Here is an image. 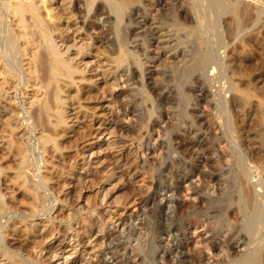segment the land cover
Returning <instances> with one entry per match:
<instances>
[{"label":"rangeland","instance_id":"1","mask_svg":"<svg viewBox=\"0 0 264 264\" xmlns=\"http://www.w3.org/2000/svg\"><path fill=\"white\" fill-rule=\"evenodd\" d=\"M99 1L0 0V264H264V0Z\"/></svg>","mask_w":264,"mask_h":264},{"label":"bare ground","instance_id":"2","mask_svg":"<svg viewBox=\"0 0 264 264\" xmlns=\"http://www.w3.org/2000/svg\"><path fill=\"white\" fill-rule=\"evenodd\" d=\"M16 1V13H18V19H20V22H21V24L22 25H26V23L28 22V20L30 19V18H32V19H34V23H35V25H37V28L41 31V33H42V35H41V37L42 38H47L48 37V35H49V33L51 32H49V25H47V24H45V23H47L46 22V20L45 19H47V18H45L44 17V13L42 12V8L44 7L45 9H47L48 11H50L51 10V6L53 5V2H54V0L53 1H51V3L50 2H48V0H37V1H34V0H15ZM41 2V3H39V2ZM75 1V0H74ZM86 1V0H85ZM89 2H91V3H94L96 0H88ZM97 1H99V0H97ZM101 1V0H100ZM97 2V4H99V3H101V2ZM105 1H107V2H105V3H108L109 4V7H111L112 8V11H114L115 10V12H116V10H120V8H121V2H118L117 0H105ZM210 1V0H209ZM220 1V0H219ZM219 1L218 0H211L210 2L213 4V5H215V6H217L218 7V5H219ZM222 1V0H221ZM48 2V3H47ZM58 2V1H57ZM79 2H80V0H79ZM103 2V1H102ZM76 3V2H75ZM82 3V2H81ZM200 4V3H199ZM210 4V3H209ZM234 4V3H233ZM236 4V3H235ZM55 5V4H54ZM197 5V4H196ZM221 5V4H220ZM9 6V5H8ZM14 6V7H15ZM56 6V5H55ZM3 7V6H2ZM10 7V6H9ZM82 7V6H81ZM96 7H98L97 9H95V16L97 15V16H99L100 18L102 17V16H106V18L108 17H110V15H111V11L110 10H105V6L104 5H99V6H97L96 5ZM199 7H201V5L199 6ZM216 7V8H217ZM43 8V9H44ZM58 8H59V6H58ZM78 8H80V7H78ZM107 8H108V6H107ZM203 8V7H202ZM205 8V7H204ZM8 9V8H7ZM121 11V10H120ZM200 12H201V10H200ZM206 12V11H205ZM238 12V11H237ZM15 13V12H14ZM16 13H15V15H16ZM44 15H43V14ZM93 13V12H92ZM114 13V12H113ZM215 13V12H214ZM47 14V13H46ZM115 14V13H114ZM50 15V14H49ZM69 15V14H68ZM45 16H47V15H45ZM57 16V15H56ZM58 16H59V14H58ZM65 16V15H64ZM67 16V15H66ZM93 16H94V14H93ZM115 16V15H114ZM202 16V15H201ZM43 18H45V19H43ZM51 18V17H50ZM52 18H53V16H52ZM92 18V17H91ZM97 18V17H96ZM107 18V19H108ZM201 18V17H200ZM32 19H30V21L32 20ZM92 19H95L94 17L92 18ZM111 20H112V17L110 18ZM114 19V18H113ZM44 20H45V22H44ZM52 20V19H51ZM96 20V19H95ZM94 20V21H95ZM98 20V19H97ZM102 20V19H101ZM48 21V20H47ZM105 22V21H104ZM106 22H108V21H106ZM19 23V22H18ZM97 23H99V22H97ZM27 24H29V22L27 23ZM50 24H51V22H50ZM211 24V23H210ZM33 25V24H32ZM35 25H34V27H35ZM51 25H54L53 23L51 24ZM56 25V24H55ZM54 25V26H55ZM89 25V24H88ZM96 25V24H95ZM94 25V26H95ZM16 26H17V24H16ZM59 26V25H58ZM67 26V25H66ZM65 26V27H66ZM20 27V26H19ZM24 27V26H23ZM27 27V26H26ZM53 27V26H52ZM71 27H73V26H71ZM57 28V27H56ZM64 28V27H63ZM97 28V27H96ZM34 29V28H33ZM71 29H74V28H71ZM75 30V29H74ZM78 31V30H77ZM34 32V31H33ZM20 33V32H19ZM36 33H37V31L36 32H34V35H36ZM64 33V32H63ZM68 33V32H67ZM38 34V33H37ZM12 35V34H11ZM20 35H21V33H20ZM38 36V35H37ZM40 36V35H39ZM9 37V36H8ZM15 37V36H14ZM14 37H13V35H12V37L10 36L9 37V44H10V46L12 47L11 49H13L14 47H15V39H14ZM21 37V36H20ZM34 38H35V36H34ZM39 39V38H38ZM41 40V39H40ZM27 41V40H26ZM39 41V40H38ZM17 43V42H16ZM27 43V42H26ZM32 44H34V43H32ZM50 45V44H49ZM45 46V45H44ZM2 47V46H1ZM16 47H17V45H16ZM19 47V46H18ZM44 48V47H43ZM46 48V47H45ZM4 49V48H3ZM15 49V48H14ZM16 49H18V48H16ZM15 49V50H16ZM27 49V48H26ZM47 49V48H46ZM50 49V48H49ZM20 50V49H19ZM11 51H13V50H10V53H13V52H11ZM42 51V50H41ZM17 53V52H16ZM14 55H15V52L13 53ZM12 54V55H13ZM17 56V55H16ZM20 56V55H19ZM12 57H14V56H12ZM45 58L47 57V59H48V63H49V65H50V69L48 68V66L46 67V69H49L48 71H46V72H48L49 74V77H47V79H54V80H56V81H58L59 80V78H61V77H66V76H68V77H70L71 78V76L72 75H74L75 74V71H77L78 69H75V67H73V65L70 63V61L68 60V58L67 59H65L64 57H62V55H61V57L59 56V54H58V52H56V50H54V49H51V51L49 50V52H48V55L46 56H44ZM209 57V56H208ZM20 58V57H19ZM210 58V57H209ZM14 59V58H13ZM41 59V58H40ZM43 59V58H42ZM46 59V60H47ZM211 59V58H210ZM44 60V59H43ZM45 60V61H46ZM108 60V59H107ZM106 60V61H107ZM42 61V60H41ZM206 61V60H205ZM105 62V61H104ZM107 62H109V61H107ZM122 62V61H121ZM207 62V61H206ZM41 63V62H40ZM43 63H45L44 61H43ZM123 64H124V62H123ZM205 64V63H204ZM41 65H42V63H41ZM39 66V65H38ZM118 66V65H117ZM121 66H122V64H121ZM121 66H120V68H121ZM209 66V65H208ZM205 67V66H204ZM1 69H4L2 66L0 67ZM120 70V69H119ZM1 72V71H0ZM44 72V71H43ZM78 72V71H77ZM76 72V73H77ZM2 73V72H1ZM79 73V72H78ZM43 74V73H42ZM8 75V74H7ZM6 75V76H7ZM10 76V75H9ZM68 77H66V79L68 78ZM76 77V76H75ZM63 78H61L60 80H62ZM65 78H64V80H66ZM121 80H122V78H121ZM12 81V80H11ZM45 81V80H44ZM49 81V80H48ZM53 81V80H52ZM67 81V80H66ZM66 81H64V82H66ZM47 82V81H46ZM59 82V81H58ZM63 82V81H62ZM63 82V83H64ZM68 82H70V80L68 81ZM15 83V82H14ZM53 83V82H52ZM55 83V82H54ZM53 83V84H54ZM51 85L52 87H56V85L54 86V85ZM57 84V83H56ZM59 84H61V83H59ZM58 84V85H59ZM113 84H118V83H113ZM43 85H45V84H43ZM50 85V84H49ZM62 85V84H61ZM67 85H69V84H67ZM70 85H71V83H70ZM63 86V85H62ZM117 87H118V85H116ZM65 88H66V85H65V87H64V90H65ZM55 89V88H54ZM61 89L63 90V87H61ZM117 89V88H116ZM57 90V89H56ZM113 90H115L114 88H113ZM112 90V91H113ZM59 91V90H58ZM67 91V90H66ZM117 91V90H116ZM44 93V92H43ZM52 94V93H51ZM54 94V93H53ZM57 94H58V92H57ZM50 95V94H49ZM48 95V96H49ZM114 95V94H113ZM55 96V95H54ZM54 96H52L53 98V100H54ZM59 97H61V95L59 96ZM115 97V96H114ZM49 98V100H50V98H51V95L48 97ZM58 98V97H57ZM63 98H65V97H63ZM113 98V97H112ZM51 99V100H52ZM56 99V98H55ZM1 100V99H0ZM50 100V101H51ZM52 100V101H53ZM245 100V99H244ZM65 101V100H64ZM63 101V102H64ZM55 102V101H54ZM245 103V102H244ZM43 104H45V103H43ZM56 105H57V103H55ZM55 104H53V105H55ZM65 104V103H64ZM64 104H63V106H64ZM47 105H49V103L47 104ZM46 105V106H47ZM52 105V104H51ZM61 105V104H60ZM1 107V106H0ZM5 107V106H4ZM3 107V110H5V113H10L11 112V110H9V109H6V108H4ZM45 107V106H44ZM56 107V106H55ZM55 107H52V108H55ZM58 107H59V105H58ZM51 108V107H50ZM64 107H62V109H63ZM2 109V107L0 108V110ZM60 109V108H59ZM61 109V110H62ZM65 109V108H64ZM45 110V109H44ZM50 110V109H49ZM49 110H47V111H49ZM54 110V109H53ZM56 110H58V109H56ZM3 112V111H2ZM66 112V111H65ZM12 113H13V110H12ZM15 113V112H14ZM42 113H44V112H42ZM59 113V112H58ZM63 113H64V111H63ZM11 114V113H10ZM8 115V117L6 118V120L8 121V122H10L11 120H14V118L16 117V116H13V114H12V116L11 115ZM2 115V114H1ZM16 115V114H15ZM58 115H60V118L59 117H57V118H59V119H61L62 121H64L63 120V117H62V114H61V112H60V114H58ZM127 115H129V114H127V113H125L123 116L125 117V116H127ZM17 116H18V114H17ZM4 117V116H3ZM18 118V117H17ZM20 118V117H19ZM66 118V117H65ZM126 118H128V117H126ZM5 122V121H4ZM67 122V121H66ZM58 123V122H57ZM60 123V122H59ZM14 125V124H13ZM63 125V124H62ZM58 126H59V124H58ZM11 144V143H10ZM258 149V148H257ZM206 160H207V158H205ZM207 162H209V158H208V161ZM206 161H205V163H207ZM210 163V162H209ZM195 174V173H194ZM193 174V175H194ZM201 175V173H198V175ZM207 174V173H206ZM208 175V174H207ZM215 175V174H214ZM213 175V176H214ZM197 176V175H196ZM192 177V176H191ZM199 177V176H198ZM210 177V176H209ZM201 178V177H200ZM206 178H208V177H206ZM218 178V177H217ZM210 179H212L211 177H210ZM200 181V180H199ZM208 181H210V180H208ZM216 181V180H215ZM201 182V181H200ZM219 183V182H218ZM244 183V182H243ZM257 183V182H256ZM198 184H199V182H198ZM196 185V184H195ZM215 188V187H214ZM245 188V187H244ZM195 189V188H194ZM196 189H198V188H196ZM199 191H200V189H198ZM215 190V189H214ZM194 191V190H193ZM195 192H196V190H195ZM247 192H249V191H247ZM190 193V192H189ZM250 194H251V192H250ZM249 194V195H250ZM191 195V194H190ZM195 196V195H194ZM193 196V197H194ZM187 197H188V195H187ZM200 197H202V195L200 196ZM204 197V196H203ZM189 198V197H188ZM190 198H191V196H190ZM248 198V197H247ZM205 199H207L206 197H205ZM253 199V198H252ZM139 200V199H138ZM191 200V199H190ZM194 200H196V198L194 199ZM201 200V199H200ZM250 202L252 201V200H249ZM206 202V201H205ZM208 203H206V205H207ZM243 204V203H242ZM241 204V205H242ZM253 204V203H252ZM136 205H138V204H136ZM205 205V204H204ZM139 207H141V205L139 206ZM261 207V206H260ZM259 207V208H260ZM252 208V207H251ZM259 208L257 209H255V211L254 212H252V213H254V214H252V216H251V221H252V223L255 225V227L257 226L256 225V221L258 220V218H259V216H258V214H259ZM263 208V207H262ZM261 208V210H263ZM193 209H195V208H193ZM250 209V208H249ZM242 210V209H241ZM201 211V210H200ZM200 211H198V212H200ZM196 212V211H195ZM197 212V213H198ZM202 212V211H201ZM251 212V211H250ZM203 213V212H202ZM222 213V212H221ZM255 213L257 214V216H255ZM127 215H129V214H127ZM240 215V214H239ZM248 216V215H247ZM261 216V215H260ZM204 217V216H203ZM124 218V217H123ZM201 218V217H200ZM249 218H250V216H249ZM198 219H199V217H198ZM202 219V218H201ZM204 219V218H203ZM206 219H207V217H206ZM125 220V219H124ZM233 221V220H232ZM194 222V221H193ZM206 222H207V220H206ZM205 222V223H206ZM235 222V221H234ZM125 223V222H124ZM197 223H199V222H197ZM201 223V222H200ZM204 223V224H205ZM208 223V222H207ZM210 223V222H209ZM122 225H124V224H122ZM201 225V224H200ZM231 225V224H230ZM205 226H210V225H205ZM233 226V225H232ZM261 226V225H260ZM197 227V226H196ZM116 228H118V225H117V227ZM190 228V227H189ZM194 228V227H193ZM209 228V227H208ZM123 229H124V227H123ZM122 228L120 229V230H123ZM195 229V228H194ZM202 229V228H201ZM204 229H205V227H204ZM207 229V228H206ZM255 229V228H254ZM112 231H113V229H112ZM192 231H194V232H192L194 235H196L197 234V232L195 231V230H192ZM205 231H208V230H205ZM124 232V231H123ZM199 232V231H198ZM202 232H204L203 230H202ZM201 232V233H202ZM110 233V232H109ZM114 233V232H113ZM206 233V232H205ZM205 233H204V235H205ZM208 233V232H207ZM206 233V236L208 235L209 236V234H207ZM211 233V232H210ZM116 234V233H115ZM111 235V234H110ZM109 235V236H110ZM200 235V234H199ZM204 235H202V236H204ZM212 235V234H211ZM117 236V235H116ZM192 236V235H191ZM113 237V236H112ZM117 237H119V234H118V236ZM194 237V236H193ZM213 237V236H212ZM107 238H108V236H107ZM114 238V237H113ZM120 238V237H119ZM205 238V237H204ZM204 238H201V239H204ZM117 240H118V238H116ZM210 240V239H209ZM111 241V240H110ZM114 241V240H113ZM199 241V240H198ZM206 241V240H205ZM118 242V241H117ZM117 242H116V244H117ZM202 242V241H201ZM114 243V242H113ZM194 244H195V242H193ZM111 244H112V241H111ZM115 244V243H114ZM119 244V243H118ZM117 244V245H118ZM202 244V243H201ZM204 244V243H203ZM213 244V243H212ZM120 245V244H119ZM208 245H210V244H208ZM113 246V245H112ZM204 246V245H203ZM213 246V245H212ZM119 247V246H118ZM222 247H223V245H222ZM61 248V247H60ZM112 248V247H111ZM212 248V247H211ZM115 249H116V247H115ZM122 249V248H121ZM123 249H126V248H123ZM203 249V248H202ZM205 249V248H204ZM206 249H208V248H206ZM210 249V248H209ZM208 249V250H209ZM62 250V249H61ZM119 250V248L116 250V251H118ZM126 250H124V252H125ZM198 251H199V249H198ZM197 251V252H198ZM201 251V250H200ZM210 251H211V249H210ZM213 251V250H212ZM211 251V252H212ZM215 251V250H214ZM213 251V252H214ZM225 251V250H224ZM111 253H112V250L110 251ZM113 252H114V250H113ZM119 253H120V251H118ZM127 252V251H126ZM211 252H209V251H207V250H204V254H203V261H205V263L206 264H209L212 260L211 259H213V252L211 253ZM110 253V255H112ZM216 253V252H215ZM253 253V252H252ZM251 252H250V255H248L247 257H246V262L244 263V264H255L256 262H255V254H252ZM102 254V253H101ZM105 254V253H104ZM106 254H107V252H106ZM105 254V255H106ZM114 254V253H113ZM217 254V253H216ZM198 255H200V254H198ZM109 256V255H108ZM114 256V255H113ZM115 256H116V254H115ZM119 256V255H118ZM216 255H214V257H215ZM201 257V256H200ZM107 258V257H106ZM109 258V257H108ZM108 258H107V260H108ZM116 259H117V257H115ZM122 258V257H121ZM202 259V258H201ZM105 260V259H104ZM122 260V259H121ZM120 260V261H121ZM124 260V259H123ZM122 260V261H123ZM133 260V259H132ZM135 260V259H134ZM133 260V261H134ZM215 260H217V259H215ZM120 261H114V262H120ZM202 261V262H203ZM201 262V261H200ZM214 262V261H213ZM218 262H219V259H218ZM242 262V261H241ZM110 263V262H109ZM112 263H113V261H112ZM205 263H203V264H205ZM215 263V262H214ZM260 263V262H259ZM106 264H108V263H106ZM114 264H116V263H114ZM119 264H121V263H119ZM216 264V263H215Z\"/></svg>","mask_w":264,"mask_h":264}]
</instances>
